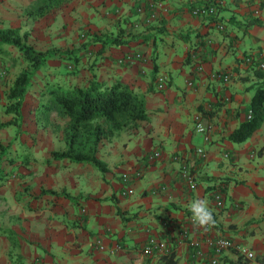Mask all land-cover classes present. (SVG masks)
I'll use <instances>...</instances> for the list:
<instances>
[{
    "label": "crops",
    "instance_id": "1",
    "mask_svg": "<svg viewBox=\"0 0 264 264\" xmlns=\"http://www.w3.org/2000/svg\"><path fill=\"white\" fill-rule=\"evenodd\" d=\"M37 1L0 0V6L11 5L3 27L27 32V13ZM224 1L223 31L194 17L191 0H72L61 6L68 7L67 20L75 28L69 34L105 25V36L130 41L105 47L94 78L105 86L119 81L145 95L149 119L103 143L99 158L108 166L105 174L90 165L55 161L51 154L57 151L42 150L44 166L36 162L34 147L14 146L19 152L25 146L31 160L28 167L11 165L14 152L0 160V264H169L172 253L176 264H213L211 241L220 237L233 247L218 264H234L241 256L248 264H264V124L245 143L230 141L250 120L255 89L264 83L255 75L256 64L247 62L251 55L264 57V3L255 17L257 0ZM155 2L169 9L158 20L148 9ZM160 77L166 80L164 90L157 87ZM14 81H0V123L13 119L5 110ZM197 120L206 134L197 131ZM24 126L20 136L15 127L0 131V145L29 134ZM155 154L160 156L152 159ZM36 164L41 173L34 171ZM185 164L196 189L182 177ZM219 191L221 208L215 199ZM197 199L207 202L215 225L193 223L190 205ZM2 230L15 233L16 247ZM152 238L159 250L146 256ZM194 241L201 243L198 251ZM241 249L254 258L241 255Z\"/></svg>",
    "mask_w": 264,
    "mask_h": 264
},
{
    "label": "trees",
    "instance_id": "2",
    "mask_svg": "<svg viewBox=\"0 0 264 264\" xmlns=\"http://www.w3.org/2000/svg\"><path fill=\"white\" fill-rule=\"evenodd\" d=\"M71 1L38 0L30 13L35 19H43ZM29 37L30 33L22 32L20 28L0 27V57L11 56L10 49H15L21 53L27 65L18 74L13 86L7 93L5 113L13 116V119L10 122L0 123V131L15 127L17 136L22 134L24 126L23 106L29 90L37 74L50 60L55 57L75 58L78 64L80 52L93 45L100 44V51L103 52L106 46H120L130 42L120 36L95 35L89 44H85L78 50L49 49L39 51L29 43ZM255 75L258 78H264V71L257 68ZM42 96L48 97V100L39 104L37 125L46 131L60 134L64 145L62 151L52 153L53 159L76 165H90L103 174L108 171L107 164L99 158L103 143L114 140L125 130L135 128L149 119L145 95L136 93L128 85L119 81L111 86H105L96 79H91L85 87L75 85L64 88L57 85L43 93ZM250 108L251 119L242 124L230 136V141L238 144L245 143L263 126L264 83L256 87ZM15 145V142H11L8 146L0 145V160L14 152L15 155L10 161L11 165L28 167L31 159L30 156L24 154L25 146L21 144L22 154V151H13ZM51 161L48 159L46 163L50 164ZM42 194L71 198L68 193L57 194L48 190H43ZM119 215L124 217L121 211H119ZM212 224L215 225V220ZM1 232L10 238L15 247L18 245L13 231L2 230ZM168 257L167 263L176 264V262H172L173 253ZM234 264H248V262H244L241 256Z\"/></svg>",
    "mask_w": 264,
    "mask_h": 264
},
{
    "label": "rangeland",
    "instance_id": "3",
    "mask_svg": "<svg viewBox=\"0 0 264 264\" xmlns=\"http://www.w3.org/2000/svg\"><path fill=\"white\" fill-rule=\"evenodd\" d=\"M10 6L7 3L0 6V27L6 26L8 23L7 14L10 13L7 10L11 8ZM14 6L18 5L15 4ZM32 9L31 7V10L27 13L28 23L25 24V31L30 33L29 43L39 51H47L49 49L78 50L85 44H89L95 35H105V25L88 29L79 27L75 30L76 35H74L75 32L72 35L69 34L70 30L75 28L67 20L70 13L68 7L54 10L45 19H35L30 13ZM92 47L94 49H90L89 47V49L80 52L78 64L75 58L55 57L50 60L37 74L29 90V107L26 109V124L24 126V129L28 130L29 134L18 138L15 147L19 148L20 143L34 147L33 156L36 157V162L38 160L44 166L46 155L42 150H46V152L51 154L52 151H62L64 145L60 134L46 130L44 133L39 134L38 130L41 129L37 127L36 122L37 114L40 111L39 104L44 102V100H48V97L44 98L41 93L47 90V88L50 90V88L57 85H61L64 88L75 85L85 87L91 79H95L94 71L98 69V62L103 59V52L99 49L101 47L100 44L93 45ZM10 52L11 56L0 57V81L3 79L7 84L13 82L21 70L27 66L21 53L15 49H11ZM34 104L37 107L35 115L33 112ZM34 130L37 133H33ZM103 146L105 147V144ZM40 168L42 166L36 164L34 171L41 173ZM37 169H40V171ZM95 172L98 173L99 171L95 170ZM16 176L20 175L16 173ZM18 179H21V177H18Z\"/></svg>",
    "mask_w": 264,
    "mask_h": 264
},
{
    "label": "built area",
    "instance_id": "4",
    "mask_svg": "<svg viewBox=\"0 0 264 264\" xmlns=\"http://www.w3.org/2000/svg\"><path fill=\"white\" fill-rule=\"evenodd\" d=\"M235 1H240V0H235ZM258 6L254 9L253 15L255 17H259L261 15V6L264 3V0H257ZM192 4V15L194 17L198 18H203L209 21H212L214 25L217 27L219 31H223L225 29L223 23H222V18H221V9L225 5L224 0H191ZM145 8H141L139 11L144 12ZM149 12H150V17L153 20H158L163 14H168L169 9L165 7L162 3L160 2H155L151 3L148 7ZM136 59H141L142 55L141 54H136L135 56ZM194 62H195V69L198 72H201L203 70L202 63L199 61L198 56H194ZM247 62L249 64H256L258 70L264 71V57L262 55H251L248 57ZM72 69V67H71ZM224 80L228 82L230 80L229 75L224 76ZM189 86H192V83H189ZM157 87L159 90H164L166 87V80L164 77H160L157 82ZM252 117V112H250V119ZM197 131L199 133H204L206 134L207 128L203 126V124L200 122V120H197ZM198 153L202 158L206 157V154L203 150H198ZM160 156V154H155L152 156V159H156ZM226 158H229V155H226ZM176 160H179L178 157H175ZM139 175V174H138ZM182 177L184 180L189 184L191 189H196V181L195 178L190 171L189 167L185 164L182 167ZM124 181L128 182L129 181V176L125 175L124 176ZM130 190L126 191L124 195L130 194ZM215 199L218 204V207H223V193L221 191L217 192L215 194ZM211 246L212 250L214 252V259H213V264H218V258L223 255L224 252L227 250H230L233 247V243L230 239L220 237L216 238L215 240L211 241ZM193 247L195 248L196 251H198L201 248V243L200 241H194L193 242ZM103 248V247H101ZM157 250H159V243L156 241V239L152 238L150 239L145 248H144V254L146 256H151L153 255ZM241 255L247 256L249 259L254 258L253 253H248L246 250L241 249L239 250Z\"/></svg>",
    "mask_w": 264,
    "mask_h": 264
},
{
    "label": "clouds",
    "instance_id": "5",
    "mask_svg": "<svg viewBox=\"0 0 264 264\" xmlns=\"http://www.w3.org/2000/svg\"><path fill=\"white\" fill-rule=\"evenodd\" d=\"M190 210L195 225L205 226L214 222L212 211L205 200H194L190 205Z\"/></svg>",
    "mask_w": 264,
    "mask_h": 264
}]
</instances>
